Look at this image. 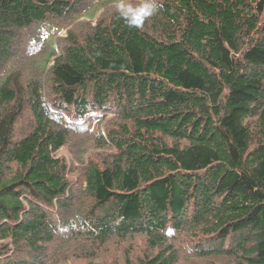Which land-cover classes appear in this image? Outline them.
Here are the masks:
<instances>
[{"label":"trees","instance_id":"obj_1","mask_svg":"<svg viewBox=\"0 0 264 264\" xmlns=\"http://www.w3.org/2000/svg\"><path fill=\"white\" fill-rule=\"evenodd\" d=\"M159 2L0 0V264H264V0Z\"/></svg>","mask_w":264,"mask_h":264},{"label":"clouds","instance_id":"obj_2","mask_svg":"<svg viewBox=\"0 0 264 264\" xmlns=\"http://www.w3.org/2000/svg\"><path fill=\"white\" fill-rule=\"evenodd\" d=\"M163 5L159 0H117L116 11L127 27L142 29L147 20L156 15Z\"/></svg>","mask_w":264,"mask_h":264},{"label":"rangeland","instance_id":"obj_3","mask_svg":"<svg viewBox=\"0 0 264 264\" xmlns=\"http://www.w3.org/2000/svg\"><path fill=\"white\" fill-rule=\"evenodd\" d=\"M137 242H135L136 244L134 243V245L132 246V249H135V251H137V253L144 252L145 250H144V247L141 246L142 245L141 244L142 243V239L140 237H137ZM113 248H114V252H112V253H104L103 256H102L103 259L104 258L106 259L108 264H112L113 259L116 260L117 262H119L118 259L115 258L117 256V253H116L117 250H115V247H113ZM74 264H78V262H75Z\"/></svg>","mask_w":264,"mask_h":264},{"label":"bare ground","instance_id":"obj_4","mask_svg":"<svg viewBox=\"0 0 264 264\" xmlns=\"http://www.w3.org/2000/svg\"><path fill=\"white\" fill-rule=\"evenodd\" d=\"M102 214V213H101Z\"/></svg>","mask_w":264,"mask_h":264}]
</instances>
